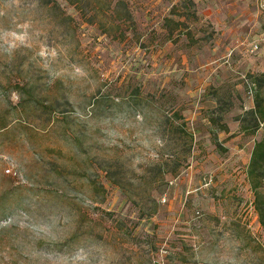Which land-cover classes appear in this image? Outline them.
I'll list each match as a JSON object with an SVG mask.
<instances>
[{
  "label": "rangeland",
  "instance_id": "374dc122",
  "mask_svg": "<svg viewBox=\"0 0 264 264\" xmlns=\"http://www.w3.org/2000/svg\"><path fill=\"white\" fill-rule=\"evenodd\" d=\"M262 77L255 0H0V264H264Z\"/></svg>",
  "mask_w": 264,
  "mask_h": 264
},
{
  "label": "trees",
  "instance_id": "16d2710c",
  "mask_svg": "<svg viewBox=\"0 0 264 264\" xmlns=\"http://www.w3.org/2000/svg\"><path fill=\"white\" fill-rule=\"evenodd\" d=\"M256 83L260 86L258 81ZM254 99L255 107L251 111V114L257 120L259 118L264 119V111L260 110V99H258V96H255ZM249 161L250 163L246 171L247 182L250 191L254 193V207L258 222L264 230V193L261 191V187L264 184V137L254 143Z\"/></svg>",
  "mask_w": 264,
  "mask_h": 264
},
{
  "label": "built area",
  "instance_id": "2783aa9c",
  "mask_svg": "<svg viewBox=\"0 0 264 264\" xmlns=\"http://www.w3.org/2000/svg\"><path fill=\"white\" fill-rule=\"evenodd\" d=\"M255 3L257 4L258 7L264 9V0H255ZM254 49H257V47L254 46Z\"/></svg>",
  "mask_w": 264,
  "mask_h": 264
},
{
  "label": "clouds",
  "instance_id": "9594fccd",
  "mask_svg": "<svg viewBox=\"0 0 264 264\" xmlns=\"http://www.w3.org/2000/svg\"><path fill=\"white\" fill-rule=\"evenodd\" d=\"M16 38H17V39H22V37H19V36H17Z\"/></svg>",
  "mask_w": 264,
  "mask_h": 264
}]
</instances>
